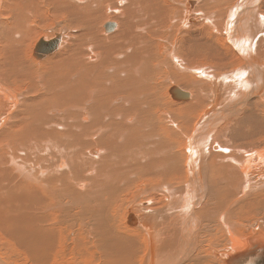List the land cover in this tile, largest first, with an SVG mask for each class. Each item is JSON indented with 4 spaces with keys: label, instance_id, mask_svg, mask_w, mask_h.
Here are the masks:
<instances>
[{
    "label": "bare ground",
    "instance_id": "bare-ground-1",
    "mask_svg": "<svg viewBox=\"0 0 264 264\" xmlns=\"http://www.w3.org/2000/svg\"><path fill=\"white\" fill-rule=\"evenodd\" d=\"M0 17V264H236L264 235V0ZM53 21L64 44L40 37Z\"/></svg>",
    "mask_w": 264,
    "mask_h": 264
},
{
    "label": "water",
    "instance_id": "water-1",
    "mask_svg": "<svg viewBox=\"0 0 264 264\" xmlns=\"http://www.w3.org/2000/svg\"><path fill=\"white\" fill-rule=\"evenodd\" d=\"M115 28L116 25L113 23L105 24L106 31L111 32ZM61 41V34H57L55 39L51 41L41 39L37 44V47L35 48L34 57L37 60H43L47 56L52 55L58 50ZM173 93L175 100H186L188 97L186 93L176 88H174ZM129 223L134 225L136 223V220L129 218ZM251 243L252 245L250 250L247 253L241 255L236 264H264V235L258 233L257 236L252 239ZM230 263L235 264L233 262Z\"/></svg>",
    "mask_w": 264,
    "mask_h": 264
},
{
    "label": "rangeland",
    "instance_id": "rangeland-1",
    "mask_svg": "<svg viewBox=\"0 0 264 264\" xmlns=\"http://www.w3.org/2000/svg\"><path fill=\"white\" fill-rule=\"evenodd\" d=\"M200 3V2H199ZM223 13V17L225 16V14H226V11L224 10V11H222L221 12V14ZM0 19H2L1 17H0ZM5 20H8V18H6ZM109 20V19H108ZM108 20H105V22L103 21V25H104V23H106ZM56 22V23H55ZM109 22V21H108ZM47 24H50V26H48ZM54 25V26H53ZM102 25V26H103ZM46 26H48V27H46ZM45 28H42L40 31H42L43 32V34H40V37H47V36H53L54 37V34L55 33H57L58 31L59 32H62L63 33V36H64V38H66V39H64V42H63V44L65 43V41L68 39V32H67V30L65 31V29H64V26H63V24L61 25V23H58L57 21H53V22H47L46 24H45V26H44ZM60 28H63V30H60ZM54 30V31H53ZM54 34H53V33ZM111 33V32H110ZM51 34H53V35H51ZM42 35V36H41ZM45 35V36H44ZM36 36H38L39 37V34L37 35H33V37H32V42H33V44H35V42L36 41H38L40 38H38V39H35V37ZM34 39V40H33ZM35 41V42H34ZM263 43H262V45L264 46V40L262 41ZM33 44H30L31 46H33ZM230 45V44H229ZM227 49H228V47L226 48V51H227ZM228 51H229V49H228ZM33 56V55H32ZM217 63H219V61H217ZM227 67V66H226ZM225 67V65H223L222 66V68H226ZM182 80H183V82L185 83V76H184V74L182 75ZM185 88H186V86H185ZM185 90H187V89H185ZM188 91V90H187ZM251 219H249V221H250ZM249 221H248V219L247 220H245L244 222H246V223H243V225H245L244 227H242V228H244V232L245 233H247V231H248V223H249Z\"/></svg>",
    "mask_w": 264,
    "mask_h": 264
}]
</instances>
